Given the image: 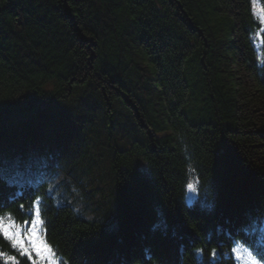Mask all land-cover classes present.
<instances>
[{"label":"trees","instance_id":"16d2710c","mask_svg":"<svg viewBox=\"0 0 264 264\" xmlns=\"http://www.w3.org/2000/svg\"><path fill=\"white\" fill-rule=\"evenodd\" d=\"M0 159V217L27 227L42 200L61 264L264 255L253 0H0Z\"/></svg>","mask_w":264,"mask_h":264},{"label":"snow or ice","instance_id":"6c2138e0","mask_svg":"<svg viewBox=\"0 0 264 264\" xmlns=\"http://www.w3.org/2000/svg\"><path fill=\"white\" fill-rule=\"evenodd\" d=\"M253 14L258 16L261 23H264V6L258 7L257 0H253ZM5 163L7 162L0 159V180L3 179ZM16 163L19 164V161ZM188 187L189 190H193V185L190 184ZM42 203V200L37 198L30 205L34 218L29 228L16 223L10 214L7 217H0V236L9 242L20 257L27 258L31 264H61V259L57 257L56 251L44 239V221L41 217ZM27 223L26 221L25 224ZM253 223L264 224V218L250 222L248 227H251ZM239 247H234L232 253L242 264H261V261L264 260V255L260 252L254 254L251 248H246L245 252L242 253ZM202 252L203 249L197 250L198 254ZM211 257L212 259L217 258L215 251L211 253ZM257 257L260 258L258 259ZM0 261H3V264H20L17 256L9 255L5 252H0Z\"/></svg>","mask_w":264,"mask_h":264},{"label":"rangeland","instance_id":"374dc122","mask_svg":"<svg viewBox=\"0 0 264 264\" xmlns=\"http://www.w3.org/2000/svg\"><path fill=\"white\" fill-rule=\"evenodd\" d=\"M106 155H109V154L107 153ZM105 170H106V174L104 176V179L105 180H108L109 179V176L111 175V172H109V167H107V166L105 167ZM191 185H193V190H189V188H188V199H189L190 202L193 201L196 198V196H197V189H196L195 184L194 183H191ZM29 227H31V223L27 227H25V228H29ZM114 227H116V224H115ZM238 246H240L239 247L240 248L239 249L240 252L245 251V249L247 248L246 246H244L242 244H239ZM238 263L241 264V261L238 260ZM261 264H263V263H261Z\"/></svg>","mask_w":264,"mask_h":264}]
</instances>
